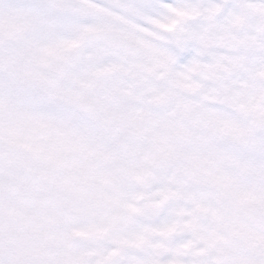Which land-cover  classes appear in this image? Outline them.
Segmentation results:
<instances>
[{
    "label": "snow or ice",
    "instance_id": "obj_1",
    "mask_svg": "<svg viewBox=\"0 0 264 264\" xmlns=\"http://www.w3.org/2000/svg\"><path fill=\"white\" fill-rule=\"evenodd\" d=\"M0 264H264V0H0Z\"/></svg>",
    "mask_w": 264,
    "mask_h": 264
}]
</instances>
